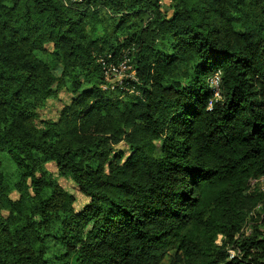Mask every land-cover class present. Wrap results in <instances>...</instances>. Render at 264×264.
Masks as SVG:
<instances>
[{
    "label": "trees",
    "instance_id": "16d2710c",
    "mask_svg": "<svg viewBox=\"0 0 264 264\" xmlns=\"http://www.w3.org/2000/svg\"><path fill=\"white\" fill-rule=\"evenodd\" d=\"M162 1L0 0V264H264V0Z\"/></svg>",
    "mask_w": 264,
    "mask_h": 264
},
{
    "label": "rangeland",
    "instance_id": "374dc122",
    "mask_svg": "<svg viewBox=\"0 0 264 264\" xmlns=\"http://www.w3.org/2000/svg\"><path fill=\"white\" fill-rule=\"evenodd\" d=\"M162 4L163 5L169 4V0H163ZM117 79L118 78L116 77L115 81ZM72 99H73V95L71 94V92H69L66 89L60 90L58 92L57 97L49 100L46 106L43 109H41L38 125L42 127L45 121L57 122L61 110L66 105L70 104ZM119 149H122L126 153H129L124 145L119 146ZM0 156L2 159V163H3V171L6 176V181L11 186H13V184L19 179L18 169L15 166V163L13 162L11 157L7 153H1ZM46 167L48 168L49 171L53 172L54 175H57V168L54 163H48ZM59 182L66 190L70 191L76 196L77 198L76 209L78 210L81 209L82 206L88 202V199L80 193L78 187L71 180H66L63 177H60ZM260 185H261V189L264 190V180L260 181ZM13 197H17V194H13ZM257 211H259V209ZM250 228H251L250 223H248L244 227V232L249 233ZM220 239H221V236H219L218 241H217L219 244H221Z\"/></svg>",
    "mask_w": 264,
    "mask_h": 264
},
{
    "label": "built area",
    "instance_id": "2783aa9c",
    "mask_svg": "<svg viewBox=\"0 0 264 264\" xmlns=\"http://www.w3.org/2000/svg\"><path fill=\"white\" fill-rule=\"evenodd\" d=\"M100 63L102 64V66L104 68L107 80H109L111 83H113L115 85L117 83H121L123 78L133 77V75H134L133 72H131L128 75L129 71L131 70V66L129 65V62L127 59L122 60L119 65H114V64H107V62L104 60V58H101ZM116 77L118 79L115 81ZM219 80H220L219 76L216 75L211 79V84L218 87ZM261 180H264V178ZM255 182L256 181H253L252 184H254ZM231 253L234 254V251H231Z\"/></svg>",
    "mask_w": 264,
    "mask_h": 264
}]
</instances>
